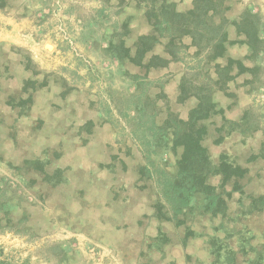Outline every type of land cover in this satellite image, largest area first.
Wrapping results in <instances>:
<instances>
[{
	"label": "rangeland",
	"instance_id": "374dc122",
	"mask_svg": "<svg viewBox=\"0 0 264 264\" xmlns=\"http://www.w3.org/2000/svg\"><path fill=\"white\" fill-rule=\"evenodd\" d=\"M125 1L0 0V11L26 24L31 36L27 47L0 45V260L5 264H214L213 254L219 251L212 247V237L219 238V247L223 245L220 254L229 253L226 234L216 231L220 219L196 211L182 217L186 223L182 226L160 220L155 183L140 179L139 169L146 163L133 136L136 122L130 99L136 92L132 76H144L145 71L120 66L104 50L123 34L126 47L134 51L137 39L153 34V29L145 17L147 4ZM171 2L178 12L192 8V0ZM226 5L231 22L247 10L259 16L263 44L256 58L246 45L228 47L218 64L225 66L228 57L241 60L256 74L244 73L228 84L226 94L213 95L227 119L239 128L246 124L247 131L249 125L241 118L250 111L249 124L256 128L249 129L246 137L240 131H224L220 135L225 141L215 145L220 136L216 129L224 122L222 115H215L206 122L209 135L204 146L214 160L224 153L248 168L238 181L245 195L260 196L264 195V157L249 160L261 154L264 144V0H226ZM228 31L231 41L243 39L232 25ZM167 42L163 39L150 55L170 58ZM182 43L179 62L152 71L145 80L148 90L143 101L158 125L169 111L186 120L196 106L194 98L178 101L184 75L197 85L205 82L207 74L216 79L214 68L205 55L196 54L189 38ZM29 59L33 71L25 68ZM238 72L235 67L234 74ZM29 79L47 85L37 86L31 108L21 113L10 98L26 99L22 88ZM128 104L132 109L125 107ZM179 155L180 151L158 153L154 161L174 173ZM38 160L50 176L61 170L64 182L54 186V181L45 180L43 171L31 164ZM220 178L209 183L219 187ZM232 189L229 184L219 190L230 206L227 222L238 230L246 224L252 246L262 250L264 212L244 219L237 203L241 195L227 196ZM245 195L243 203L249 204ZM188 227L196 236L184 244ZM232 249L242 254L236 244ZM239 261L247 264L241 255Z\"/></svg>",
	"mask_w": 264,
	"mask_h": 264
},
{
	"label": "trees",
	"instance_id": "16d2710c",
	"mask_svg": "<svg viewBox=\"0 0 264 264\" xmlns=\"http://www.w3.org/2000/svg\"><path fill=\"white\" fill-rule=\"evenodd\" d=\"M120 1L126 3L125 0ZM135 1L139 4H147L148 10L145 17L152 26L153 34L140 36L134 51L126 47L122 34L117 43L110 41L104 52L107 57L116 61L120 66L132 65L145 71L144 76H132L136 91L132 98L136 101L130 100H132L131 104L133 103L135 110V117L132 118L136 122L133 136L140 144L146 163L139 169L140 179L153 181L160 196L155 205L156 217L163 221H175L179 226L186 224L182 217L193 215L196 211L201 215L220 219L221 223L216 231L226 234L225 250L227 248L229 253L220 254L223 245L221 243L219 247V238L212 237L211 245L219 251L217 254H213L214 256L212 255L215 258L214 264H239V255L247 264H264V243L262 250L256 249L251 244V232L246 224H242L241 230L229 225L227 221L230 219L228 214L230 206L227 198H224L219 190H223L227 185L232 184L233 189L227 196L230 197L233 192H238L241 195L237 203L243 209L241 214H243L244 219L254 216V213L261 214L264 212V195H245L238 180L245 178L249 173L248 168L237 165L224 153L220 154L217 160H214L208 148L204 146V141L209 135L206 122L215 115H222L224 120L221 127L216 129L219 135L224 131L227 134L240 131V135L246 137L249 129L252 131L256 128H251L252 125L249 124L250 118H252L250 111H245L241 118L243 122L249 125H247V131L244 129L246 124L244 128H239L235 121L227 119L225 110L218 109L214 102L213 94L216 91H222L226 94L228 84L244 73H250L253 76L256 74L254 69L246 68L241 60L227 58L225 66L216 62L226 57L229 46L237 44L246 45L251 52V57L256 58L261 53L263 44L260 29L261 20L257 14L247 10L238 20L231 22L227 18L230 7L226 5V0H192V8L186 12H178L176 5L171 0ZM1 4L3 5V3ZM230 25L235 28V35L239 38L243 37V39L231 41L228 31ZM124 29L128 32L127 26H124ZM184 38L191 39L192 46L197 49V55H205L209 65L215 64L213 68L216 79H211L207 74L205 82L197 85L193 79L190 80L187 76H183L179 84L178 101L186 103L194 98L197 101L196 106L189 111L186 120L169 111L167 119L158 125L155 117L149 114V105L143 101L148 90L145 88L147 86L145 80L148 79L147 77L152 71L169 68L171 63L179 61V54L184 48L182 43ZM163 39L168 41L166 51L170 59L150 55ZM235 67L239 70L237 74H234ZM25 68L33 71L34 64L30 59L27 60ZM46 85V82L39 84L33 79L27 80L22 92L27 93L28 97L26 99L21 97L17 100L14 97L10 98L13 99H9L10 104L15 103L16 107L21 109V113L28 111L33 104L37 86L45 87ZM213 85L217 89H213ZM141 87L145 89L144 93L138 95ZM29 89L32 93H29ZM160 97H164V94H161ZM125 107L132 109L130 104ZM123 116L129 119L128 114ZM224 141L225 136L220 135L214 143L221 145ZM262 149L260 155H252L249 161L264 157V144ZM157 150H159V154L173 153L175 155L180 151L174 173L156 165L154 156L158 154ZM31 164L43 171L45 180L54 181V186L64 182V173L61 170H55L50 176L42 161L38 160L31 162ZM217 176L221 177L219 187L209 183L211 178ZM224 193L227 192L224 191ZM244 195L249 199V204L243 203ZM246 234L249 235L248 238L245 237ZM159 235L162 240L166 241L161 232ZM195 236V232L188 227L184 244H187ZM235 244L242 254H235L234 249L231 250V246L233 247ZM0 264H5V262L0 260Z\"/></svg>",
	"mask_w": 264,
	"mask_h": 264
},
{
	"label": "crops",
	"instance_id": "0c3cea01",
	"mask_svg": "<svg viewBox=\"0 0 264 264\" xmlns=\"http://www.w3.org/2000/svg\"><path fill=\"white\" fill-rule=\"evenodd\" d=\"M103 7L104 6L102 4H100L99 8L103 10ZM28 29H30V28L27 27L26 24H24L23 22H19L17 20V18H15L14 16L9 17V16H7L6 14H4V13H2L0 11V45L1 44L6 45V46H8V45H18V46L27 47L31 43L30 42L31 41L30 40L31 36L29 34H27V30ZM143 35H148V34H143ZM189 40L191 41L190 38H189ZM191 44H192V41H191ZM237 45H239V44H237ZM195 51H197V49ZM227 51H228V48H227ZM165 59H170V58H165ZM182 66L184 67V65H182ZM211 66L213 68L215 66V64L212 63ZM167 69L168 68L161 69V70H167ZM156 71H158V70H156ZM214 102L217 104V106L219 108H222L221 106L218 105V102L215 99H214Z\"/></svg>",
	"mask_w": 264,
	"mask_h": 264
}]
</instances>
